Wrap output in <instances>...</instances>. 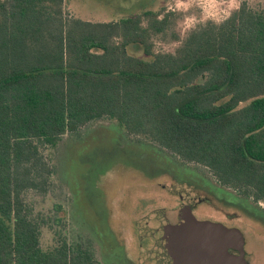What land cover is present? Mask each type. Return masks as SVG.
<instances>
[{"label":"trees","instance_id":"trees-1","mask_svg":"<svg viewBox=\"0 0 264 264\" xmlns=\"http://www.w3.org/2000/svg\"><path fill=\"white\" fill-rule=\"evenodd\" d=\"M64 3L0 0V264H101L63 204L44 208L61 142L98 122L264 204V9L243 2L165 53L173 13L93 23Z\"/></svg>","mask_w":264,"mask_h":264},{"label":"rangeland","instance_id":"rangeland-1","mask_svg":"<svg viewBox=\"0 0 264 264\" xmlns=\"http://www.w3.org/2000/svg\"><path fill=\"white\" fill-rule=\"evenodd\" d=\"M64 1L65 17L93 23H114L145 12L161 14V18L173 13L171 29L156 40L155 51L165 53L175 52L199 25L222 23L239 9L229 8V0ZM243 2L264 9V0H238L240 6ZM54 165L56 197L44 208L63 204L70 239L89 244L101 264H157L141 234L147 218L162 222L159 208L174 214L178 208L181 211V193L208 200L198 204L193 216L240 230L248 263L264 264L263 203L222 187L201 166L184 164L151 142L132 139L116 123L98 122L81 138L66 136ZM212 186L217 188L216 197L206 191Z\"/></svg>","mask_w":264,"mask_h":264},{"label":"water","instance_id":"water-1","mask_svg":"<svg viewBox=\"0 0 264 264\" xmlns=\"http://www.w3.org/2000/svg\"><path fill=\"white\" fill-rule=\"evenodd\" d=\"M161 213L169 219L172 238L165 251H158L156 256L152 254L157 264H249L245 238L240 230L213 222H200L192 217L187 204L184 215L175 213L178 219L174 213Z\"/></svg>","mask_w":264,"mask_h":264},{"label":"flooded vegetation","instance_id":"flooded-vegetation-1","mask_svg":"<svg viewBox=\"0 0 264 264\" xmlns=\"http://www.w3.org/2000/svg\"><path fill=\"white\" fill-rule=\"evenodd\" d=\"M172 158H174V157H172ZM172 179L174 181L175 180L178 181L179 182L178 184L181 185V183L179 181V178L176 179L174 176H172ZM216 189H217L216 187H213V189L207 187L206 191L211 196L216 197V194H217V192H216L217 190ZM181 196L183 197V200H181V204H180L181 211L179 210V208L177 209L178 210V215H184V208H185L186 204L188 206H190L191 214L192 213L194 214V211L197 209L199 203L200 204H204L202 202H207L208 201L206 199H205V201H203L202 199L198 200L199 198L196 199L195 197H194L195 199L191 198V197L190 198L185 197V193H181L180 197ZM229 203H230V205L234 206V201L233 202L229 201ZM158 210L166 211V213L168 212V210L164 209V208H159ZM182 210H183V212H182ZM193 214H192V217L194 219H197L200 222H205V221H201V219L198 218L197 216L195 218V216H193ZM147 219L148 220H146L147 221L146 222V226H145V228H144V230H143V232L141 234L142 238H140V240L143 242V245L146 247V250L150 251L149 255L155 254V256H156V253L158 251H165L166 247L169 246V244H170V240H171L170 237L172 238V235H171V232H170V225L171 224H170L169 219L167 217H162V222H160L159 219H157L155 222H152L151 220L149 222V218H147ZM164 221L166 222V225H164V223H163ZM214 223H219V222H214ZM222 225H224L225 227L228 228V226H226L225 224H222ZM230 252L233 253V254H237L236 252H234L232 250ZM155 256H154V259H156Z\"/></svg>","mask_w":264,"mask_h":264},{"label":"clouds","instance_id":"clouds-1","mask_svg":"<svg viewBox=\"0 0 264 264\" xmlns=\"http://www.w3.org/2000/svg\"><path fill=\"white\" fill-rule=\"evenodd\" d=\"M182 6V5H181ZM238 0H229V8L231 9H238L239 8ZM230 15V13H226V16Z\"/></svg>","mask_w":264,"mask_h":264}]
</instances>
